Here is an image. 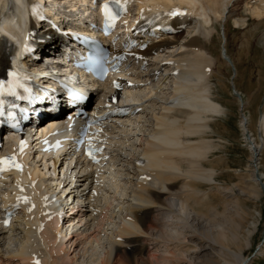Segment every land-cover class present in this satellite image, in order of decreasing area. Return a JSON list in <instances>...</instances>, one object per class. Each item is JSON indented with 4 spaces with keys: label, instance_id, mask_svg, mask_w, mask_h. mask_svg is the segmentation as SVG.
Wrapping results in <instances>:
<instances>
[{
    "label": "bare ground",
    "instance_id": "6f19581e",
    "mask_svg": "<svg viewBox=\"0 0 264 264\" xmlns=\"http://www.w3.org/2000/svg\"><path fill=\"white\" fill-rule=\"evenodd\" d=\"M36 1L0 0V69L25 71L27 65L37 73L45 67L34 55L37 51L56 64L62 62L59 45L70 36L60 35L61 30L73 27L87 33L86 15L95 21L87 0H40L46 14L38 16ZM123 1L136 9L135 15L128 9L120 38L109 40L121 74L93 85L100 88L96 93L101 96L100 106L92 117L80 116L82 122L91 120L102 129L105 154H110L114 169L108 162L96 164L84 158L74 147L67 149L66 140L60 141L63 145L57 154L48 153L41 162L42 156L33 148L37 139L30 133L23 155L16 151L12 162L0 163V259L8 255L20 264H82L77 259L79 249L101 243L114 220L115 204H126L128 216L120 222L116 239L110 242L112 249L100 264H250L244 254L252 244L253 214L247 206L264 195V172L254 166L245 174L248 179L237 172L240 182L233 187L220 181L222 158H212L222 145L213 140V123L228 112L213 97V80L219 79V66H226L229 54L226 47L225 62L218 59L210 38L222 21H234L242 28L244 41L237 49L234 73L238 77V66L244 62L241 56L256 52L255 43L264 48V0ZM25 6L32 12L30 22L25 20ZM173 12L180 15H170ZM15 17L17 24L12 22ZM69 17L74 21L71 25ZM140 24L149 26L143 34L138 33ZM225 31L227 38L230 27ZM2 34L17 37L15 46ZM48 47L55 49L47 51ZM174 48L182 51L163 62L162 55ZM54 63V69L64 68ZM241 75L244 78V72ZM35 81H27L31 85L24 93L29 96L25 107L32 127L66 120L70 101L74 105L70 115L89 110L88 92L68 101L55 91L49 96L61 111L50 116L45 91ZM168 81L170 96L159 112L153 110L152 131L136 142L145 130L148 108H156L155 98L160 99L161 87ZM233 87L243 112L248 104L235 82ZM47 117L51 120L41 124ZM241 120L250 161L263 166L264 114L259 118L258 140L250 131L252 119L242 115ZM11 145L7 141L0 148V161L8 158L4 150Z\"/></svg>",
    "mask_w": 264,
    "mask_h": 264
},
{
    "label": "rangeland",
    "instance_id": "374dc122",
    "mask_svg": "<svg viewBox=\"0 0 264 264\" xmlns=\"http://www.w3.org/2000/svg\"><path fill=\"white\" fill-rule=\"evenodd\" d=\"M61 6L62 7L60 8V10L64 12L66 10V6L63 4ZM135 9L136 7L130 9L131 12L133 11L131 13L132 15H135ZM240 12L243 13L242 10ZM226 26H229L231 31L227 38L225 31ZM44 29L47 30V28ZM243 33L244 32L242 31V28H238L234 21H230L229 23H225V21H222L216 25V31L210 38V44L217 47L218 59L220 58L222 62L224 61V53H226L227 51L226 47H228L229 54L227 61L230 64L227 63L226 66H219V79L213 80V83H215L213 97L217 102L225 106L226 112L228 113L224 116H221L218 120H216L215 123H213V140L222 145V148L212 159L215 160L222 158V164L219 166L218 175L220 176V181L231 187L236 186L240 182V180L235 176L237 172L243 173L245 175L250 170H253L254 166L257 167L258 170H261L262 173L264 172V156L262 157L263 166L258 164L260 163V161L254 163L250 161V144L247 141L246 135L244 134L241 127V118L242 115H245L248 120L252 119L250 124V131L253 132L251 134L254 133L257 140L261 139V136L259 135V118L264 114V48H262V45L255 43L256 52H251L248 55L245 54L241 56L244 62L241 63L242 66H238V71L241 69V71H239L240 74L238 77L234 76L235 64H238L239 62L237 49L241 47L240 43H242V40L244 41ZM158 40H160L159 37L155 40V43L156 41L158 42ZM48 50H51V48L48 47L47 51ZM181 51L182 50L174 48V50H171L170 52L168 51L167 54L162 55L161 59L163 62H168L169 60H165V57H168L169 55H177ZM35 55H37V59L41 64L52 63V58H48V55L44 52L37 51L35 52ZM251 59H253L254 61L252 62ZM152 62L157 63L159 61L153 59ZM242 72H244V78L243 75H241ZM234 82L236 84V88L243 93L242 96L245 103L248 104H246L247 106L244 107L243 112L242 107L239 105L238 98L235 96L236 91H233ZM165 85L161 87L163 89V92L161 93L163 94H161L160 99L158 98V100L157 97L155 98V100H157L158 102L156 108H148L145 130L143 134H139L140 136L138 137V139H136V142L140 143L141 140L146 139V135L148 134V132L152 131V128L154 126L153 110L156 109V112H159L160 106H162L165 103L166 98L170 96V81H168ZM99 90L100 88H97L90 93L88 103H90L89 110H91V112L100 106L101 96L99 98L96 94ZM140 149L141 148H139V150ZM245 177L248 179V175H245ZM129 184L130 187H135V184L133 185V183L131 182H129ZM132 192L133 189L130 193ZM132 202L129 204H133ZM129 207L130 205L126 204H115V216L114 220H112L113 223L111 222L110 226L108 227L109 230L104 235L102 242L95 245H89L88 248H81V250L79 249V251L77 252V259H79L82 264H100V261L102 260L104 255L108 251L110 252V250L112 249V244L110 242L115 241L116 234L120 226L119 224L122 221L123 217L128 214L126 210ZM247 209L250 210V212L253 214V217L251 218L253 220L250 219L249 224L252 232V246L250 245L248 247V250L245 251V259H247L248 262H251L250 264H264V195L261 196V199L257 201L252 200V202H249ZM261 250H263V253L261 252ZM72 256H74V254ZM9 258L10 257L8 255L4 256L2 260L0 259V264H20V261H18L17 259L11 260Z\"/></svg>",
    "mask_w": 264,
    "mask_h": 264
},
{
    "label": "snow or ice",
    "instance_id": "6c2138e0",
    "mask_svg": "<svg viewBox=\"0 0 264 264\" xmlns=\"http://www.w3.org/2000/svg\"><path fill=\"white\" fill-rule=\"evenodd\" d=\"M104 7H105V15L108 16L109 15L108 7H107V5H105ZM170 15L176 16V15H180V13L173 12V13H170ZM8 75H9V77H15L16 74L13 72H9ZM9 83H11V81ZM4 88H5V85L3 83H0V95L4 94ZM9 94L14 95L12 88H9ZM23 147H24V142L22 141L21 142V151L23 150ZM0 163L7 164L8 161L4 160V161H0ZM15 167L17 169H20L21 166L19 164H15ZM30 211H31V209H30Z\"/></svg>",
    "mask_w": 264,
    "mask_h": 264
}]
</instances>
